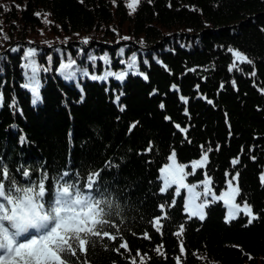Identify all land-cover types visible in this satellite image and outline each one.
I'll return each mask as SVG.
<instances>
[{"label":"trees","instance_id":"trees-1","mask_svg":"<svg viewBox=\"0 0 264 264\" xmlns=\"http://www.w3.org/2000/svg\"><path fill=\"white\" fill-rule=\"evenodd\" d=\"M128 3L0 0V254L8 215H43L52 229L60 200L79 209L78 223L51 231L40 253L15 251L0 264H264V0H140L135 11ZM27 47L49 68L36 106L21 87ZM229 47L253 64L229 72ZM105 53L109 65L88 59ZM133 53L147 80L90 78L125 71L120 61ZM69 59L77 75L65 80L57 69ZM209 147L205 168L188 178L206 173L220 194L239 173L237 200L258 217L251 224L243 214L226 223L222 201L204 221L188 219L183 195L160 193L173 151L191 172Z\"/></svg>","mask_w":264,"mask_h":264},{"label":"snow or ice","instance_id":"snow-or-ice-1","mask_svg":"<svg viewBox=\"0 0 264 264\" xmlns=\"http://www.w3.org/2000/svg\"><path fill=\"white\" fill-rule=\"evenodd\" d=\"M115 2V0H113ZM140 0H130V3L127 4V7L132 11L136 10V6L139 4ZM39 16L40 14H35ZM124 40H128L129 37H123ZM84 44L89 43V38H84L82 41ZM11 52H19L21 51L18 47H13L9 49ZM228 53L232 55V64L229 66L228 71L231 72L233 69H238L241 64H248L252 65L253 61L245 55L243 52L233 49L229 47L227 49ZM124 49L121 48L119 50V54L123 55ZM38 50L35 47H27L23 49L22 55V63L20 65L21 69L23 70V76L25 82L21 85L22 88L28 90L31 95V103L33 106H36L38 103L42 101L41 96V81H40V72L44 71L47 72L49 68H41L38 65L37 61ZM51 57H47V61L50 63ZM88 59L90 61H96L97 59L105 62L106 65L110 64V57L107 53H105L102 57H95L89 56ZM121 64L126 65L125 71L114 72V71H107L103 75H91L90 78L94 81L101 80V81H108L110 77H114L115 80L119 82H123L126 79V76L131 72L132 75L142 76L144 80H147V75L140 73L136 70L137 66V56L135 53L132 54L129 60L120 61ZM75 69V61L69 59L67 62H61L60 66L58 67L57 71L63 75L65 80H72L76 75ZM83 71V70H81ZM189 71H195V69H190ZM86 74V73H84ZM254 77L256 75L255 71L251 73ZM233 87L236 86L235 80L232 81ZM224 85L221 84L220 88L223 89ZM197 91L199 90V85L196 86ZM171 89L173 91H179V88L176 85H172ZM82 91V90H81ZM262 94H264V90H262ZM202 99H205L207 103L212 104L214 103L212 100H208L206 97L201 96ZM2 94H0V102H2ZM178 99L187 105L188 98L180 95ZM120 96H116L115 102L119 104ZM82 102V99H81ZM11 107H15V100L12 101ZM163 109L165 106L163 104L160 105ZM123 111V108H120ZM187 109L185 108V115H187ZM165 119H170L166 117ZM132 128L135 125L131 126ZM181 132H186V128H181L180 125H175ZM23 137L21 140L23 141ZM148 151L151 150V147L147 149ZM212 151V148L209 147L207 150H204L201 157L191 162L190 167L192 169L191 172L186 171V168L189 165L181 164L176 162V153L173 151L168 160L170 163L166 164L164 167L159 169L160 177L162 180V187L159 189L160 193H165L171 188H175V196H180L181 191L186 189L187 190V201L184 204V212L187 214L188 219L198 218L200 221H204L206 219V208H208L211 204L217 202H223V204L227 207V215L225 216V222L230 223L233 220H236L241 214L248 218V224H251L254 220L258 219L256 215L253 214V210L251 205L244 203L243 206L236 202L237 197L240 196V189L238 184L234 185L233 181L238 180L239 173H236L231 179L226 180V191H223L221 194L217 195L212 189V179L205 173V178L199 184H192L189 185L186 183V179L190 175L196 174L197 169L205 168L207 163L209 162V153ZM255 159V157H253ZM239 161L237 159H233L231 164L235 166L238 164ZM227 175V173H226ZM261 183L264 184V174L260 176ZM202 187V191H197V188ZM175 200H173V205ZM161 211H163V205L159 206ZM166 217H161L164 219ZM156 230L160 231V224L159 220L155 221ZM183 225L180 227V232H183ZM179 235V233H177Z\"/></svg>","mask_w":264,"mask_h":264},{"label":"rangeland","instance_id":"rangeland-1","mask_svg":"<svg viewBox=\"0 0 264 264\" xmlns=\"http://www.w3.org/2000/svg\"><path fill=\"white\" fill-rule=\"evenodd\" d=\"M203 180H204V178L197 179V181H200V182ZM200 182L195 183V181L193 182L188 177L186 179V183H188L189 185L199 184ZM212 189L217 195H219V193H217L215 191V188L213 186H212ZM170 190H172L175 193L174 187L171 188ZM196 190L202 191L203 189H202V187H200V188H197ZM226 190H227V188L226 189L223 188L222 192L226 191ZM181 195H183L184 204H185V202L187 201V190L186 189L182 190ZM176 198H177V196L174 197V199H176ZM236 202L241 204V206H243V204H244V203H241L237 199H236ZM69 206L70 205L68 203L62 202L61 200L59 201L58 207H60V210H59V214H58L57 226L55 225L52 229L48 228L47 231L49 234L51 233V231L54 232L55 230H57L60 227L71 228V227H74L78 223L79 213H77V212H79V209L73 210V208H70ZM224 207H225V216H226L227 215V207L225 205H224ZM0 210H1V208H0ZM34 216H36V215H34ZM225 216H224V218H225ZM41 221H43V218L41 216H37V217L32 218V220L25 221L23 216H17L16 214L8 215L6 220L4 221V225L8 231V236L10 239H9L8 248H6L4 250V255H6L5 257L10 256L15 251L24 250V249H28L32 253H40V251L42 249V247H41L42 243H43L44 239L48 237L46 235V233H42V232H39L38 234L33 233V235H29V237L28 236H21V238H18L17 235L15 237L13 236V231L11 229H9V227L12 224L14 229L32 230L33 227L36 224L38 226L41 223ZM38 222H40V223H38ZM29 228H31V229H29Z\"/></svg>","mask_w":264,"mask_h":264}]
</instances>
